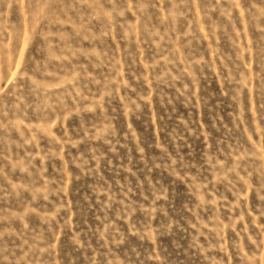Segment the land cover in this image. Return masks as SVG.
<instances>
[{
	"label": "rangeland",
	"instance_id": "374dc122",
	"mask_svg": "<svg viewBox=\"0 0 264 264\" xmlns=\"http://www.w3.org/2000/svg\"><path fill=\"white\" fill-rule=\"evenodd\" d=\"M0 264H264V0H0Z\"/></svg>",
	"mask_w": 264,
	"mask_h": 264
}]
</instances>
